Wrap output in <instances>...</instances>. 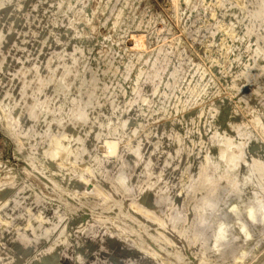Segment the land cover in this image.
I'll use <instances>...</instances> for the list:
<instances>
[{"label":"bare ground","instance_id":"6f19581e","mask_svg":"<svg viewBox=\"0 0 264 264\" xmlns=\"http://www.w3.org/2000/svg\"><path fill=\"white\" fill-rule=\"evenodd\" d=\"M1 1L0 124L28 149L24 173L35 189L16 188L20 179L12 171L0 178V264H199L193 256L210 235L212 253L225 244L228 256L237 243H248L251 250L262 242L264 0H212L221 17L202 33L206 0H184L194 2L185 29L194 39L212 38L219 50L212 58L216 66L219 57L229 55L232 63L239 56V39L251 38L252 58L238 73L247 85L239 98L256 106L251 123L243 125L224 103L213 114L219 129L209 121L203 131L185 137L173 120L142 122L146 114L170 115L203 98L204 74L195 68L194 82L185 84L191 67L178 46H162L146 59L130 89L133 64L120 67L116 50L87 60L92 38L84 31V20L90 19L84 14L86 0H68L65 9V0ZM227 28L231 32L219 39ZM192 123L189 116V127ZM112 132L137 141L115 163L95 155L97 140ZM65 163L83 169L68 180L66 190L44 174V167ZM153 169L150 181L136 175ZM176 175L183 184L178 200L170 192ZM95 179L98 208L89 210L75 196L86 194ZM40 194L64 202L65 210L48 205ZM143 211L147 219L139 216L131 223L130 217ZM229 214L236 219L225 227ZM68 215L69 232L32 255ZM149 217L159 221L152 225ZM152 234L172 246L153 238L142 251L138 244ZM172 250L178 259H168Z\"/></svg>","mask_w":264,"mask_h":264},{"label":"rangeland","instance_id":"374dc122","mask_svg":"<svg viewBox=\"0 0 264 264\" xmlns=\"http://www.w3.org/2000/svg\"><path fill=\"white\" fill-rule=\"evenodd\" d=\"M3 3V0L1 1ZM68 0H65L63 9L66 8ZM14 3H16L14 1ZM192 3H185L184 0H86L84 14L90 16V19L84 20V31L90 34L92 43L88 52V62L106 55L110 49L118 53L116 63L121 67L128 61L133 64V70L129 81L126 83L132 88L135 71L144 66V61L154 57L162 46H178V50L184 51L187 55L191 70L184 77V82L193 83L192 73L198 68L204 74V95L202 100L189 105L175 113L167 115L165 111L157 112L153 116L145 115L142 122L149 125H158L162 121H175L177 129L185 137L189 132L197 134L203 131L207 122L214 124L219 129L218 124L213 117L215 111L220 109L225 103L229 114L240 116V123L248 125L251 123L252 113L256 106L254 103L243 105L239 92L245 91L247 85L245 80L238 75L239 71L249 63L252 58L253 47L251 38H240L238 41L239 56L232 62V55L219 57L217 66L212 62V58L218 56L219 50L212 45V38L209 36L197 39L190 37L188 29H185L186 20L190 14ZM207 9L203 24H201V33L212 27L221 17V7L217 2L206 0ZM8 7V6H7ZM125 24L122 27V24ZM228 27V26H227ZM228 29V28H227ZM230 29L222 31L219 39H223ZM200 33V34H201ZM182 78V77H181ZM34 99V98H33ZM220 104V105H219ZM41 109V108H40ZM52 115L46 118L51 119ZM189 116L193 117L191 127L188 125ZM50 120H47L49 122ZM134 127L130 126L128 133L131 134ZM137 142V141H136ZM133 136L126 139L118 133L102 136L95 144V155L99 159L115 163L121 156L122 151L136 144ZM116 148L110 151L111 146ZM156 143L154 147H160ZM141 147H144L141 146ZM161 148V147H160ZM161 150V149H158ZM28 149L23 145H18L13 137L10 136L6 128L0 124V178L8 172H14L16 178L20 179V186L30 185L25 176L24 169L28 167L27 159ZM156 169V168H155ZM155 169L147 174L137 172L138 178L152 180L156 174ZM83 169L72 167L65 163L61 167H44V174L48 178H55L62 184L64 190L67 189L68 180L71 177H79ZM100 187L97 179L89 182L87 193L84 195L76 194L75 201L78 205H86L85 208L96 210L98 207L93 203L95 193ZM171 196L178 200L183 192L181 176L176 175L170 186ZM41 199L50 206L64 208L65 203L46 194H40ZM94 204V205H93ZM147 219L145 211L132 215L131 223L138 217ZM68 215L61 221L49 239L32 251V255H37L40 251L47 248L49 244L57 241L59 237L69 232ZM118 219V218H117ZM217 219V216H210L208 221L211 223ZM235 217L229 214L225 218V227H230L235 221ZM157 218H150L148 222L152 225L157 223ZM112 225H117L118 220L111 218ZM163 243L166 247H171L170 243L161 239L160 235H148L140 241L138 247L143 251L146 244L151 239ZM133 240L132 235L129 236ZM213 236L208 237L202 247L195 253L193 258L199 264H264V239L260 244L249 250L248 243H237L233 246V255H227V246L224 244L220 253L214 254L210 249V242ZM188 245L189 242L185 240ZM172 249V248H171ZM178 252L172 250L169 260H176Z\"/></svg>","mask_w":264,"mask_h":264}]
</instances>
